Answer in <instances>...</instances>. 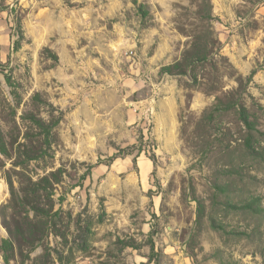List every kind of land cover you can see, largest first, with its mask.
Segmentation results:
<instances>
[{
  "label": "rangeland",
  "instance_id": "rangeland-1",
  "mask_svg": "<svg viewBox=\"0 0 264 264\" xmlns=\"http://www.w3.org/2000/svg\"><path fill=\"white\" fill-rule=\"evenodd\" d=\"M196 47L194 71H161ZM246 137L264 147V0H0V240L44 222L10 264H264ZM43 176L46 216L18 189Z\"/></svg>",
  "mask_w": 264,
  "mask_h": 264
},
{
  "label": "trees",
  "instance_id": "trees-1",
  "mask_svg": "<svg viewBox=\"0 0 264 264\" xmlns=\"http://www.w3.org/2000/svg\"><path fill=\"white\" fill-rule=\"evenodd\" d=\"M143 13L145 14L146 11L144 10ZM211 18V17H210ZM18 31L20 30V20L18 19ZM21 38V37H20ZM20 40L16 41V48L19 47ZM195 45V44H194ZM194 50L186 51V53L182 56L180 60H176L171 64L164 65L161 67V71L163 73H167L169 75H186L187 71H194L195 64L203 62L208 59L207 49L203 51L202 53L199 51V48H193ZM253 72L246 77V81H249L251 77L253 76ZM196 77H194V80ZM8 82L10 83V80L8 79ZM232 93L229 94V101L231 102L228 106L232 108H236V111L239 115L240 120L243 122V124L248 129H254V122L250 120V115L247 110V107L245 104L239 99L240 95L236 98H232ZM219 101V99H218ZM46 135L49 133L48 130L45 131ZM245 148L248 150L250 155L252 156H258V157H264V147L261 144V141L258 142L257 145H254V143L251 142L249 137H246L244 140ZM0 152L2 154H7L8 151L6 149V146L4 143L0 140ZM44 154H46V151H43L42 155H36L42 157ZM24 155L22 159H18L17 164L22 165L27 162V158H35V155H27L25 152H21L18 157H21ZM22 174V173H21ZM46 176H43L35 181L30 180L29 178V185H21L18 187L22 199L21 200L25 205L29 206L37 215L46 216ZM7 182L10 189V202L15 203V198L17 199L18 191L13 183V180L10 175L7 177ZM228 185L227 184H220L215 183L214 189L217 193L220 194H228ZM259 198H252L250 200H244L242 201V204H236V203H230L226 202V206L230 209L234 210H246L251 212H259ZM197 204V214H196V221L201 222L205 216V208L206 205L202 200L196 199ZM2 217L4 216V211H1ZM4 222V226L7 230L8 236L5 238H1L0 240V254L2 256V259L5 264H10L12 260H14L16 255V247H19V254L20 256L24 258H28L27 252L28 249H33L36 245H38L41 241L40 236H36V232L38 230H41L44 227V222L42 220H39L38 222L28 223L31 225L32 228L27 227L30 229V232L28 235H25L24 230L22 229V226H17L15 230H13L6 221ZM39 232V231H38ZM44 231H42L43 233ZM62 238L65 239V235H61ZM27 249V252H24L23 250ZM22 258V259H24Z\"/></svg>",
  "mask_w": 264,
  "mask_h": 264
}]
</instances>
